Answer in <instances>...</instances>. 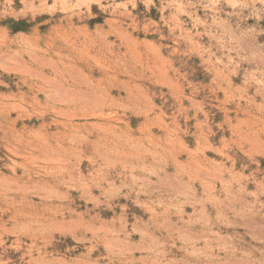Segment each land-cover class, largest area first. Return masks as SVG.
<instances>
[{"label": "rangeland", "instance_id": "374dc122", "mask_svg": "<svg viewBox=\"0 0 264 264\" xmlns=\"http://www.w3.org/2000/svg\"><path fill=\"white\" fill-rule=\"evenodd\" d=\"M0 264H264V0H0Z\"/></svg>", "mask_w": 264, "mask_h": 264}]
</instances>
